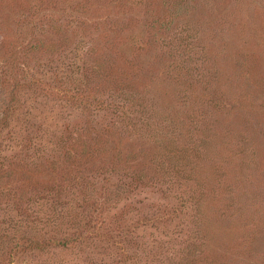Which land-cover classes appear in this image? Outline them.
I'll list each match as a JSON object with an SVG mask.
<instances>
[{"label": "rangeland", "instance_id": "1", "mask_svg": "<svg viewBox=\"0 0 264 264\" xmlns=\"http://www.w3.org/2000/svg\"><path fill=\"white\" fill-rule=\"evenodd\" d=\"M0 264H264V0H0Z\"/></svg>", "mask_w": 264, "mask_h": 264}]
</instances>
